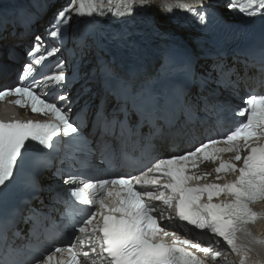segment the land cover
Instances as JSON below:
<instances>
[{"label": "snow or ice", "instance_id": "6c2138e0", "mask_svg": "<svg viewBox=\"0 0 264 264\" xmlns=\"http://www.w3.org/2000/svg\"><path fill=\"white\" fill-rule=\"evenodd\" d=\"M77 3L74 13L77 16H92L105 11L103 3L98 7L95 0H69L50 25L48 34L52 38L62 35L64 27L71 21L73 6ZM111 3L112 0H109ZM117 3V8H108L106 11L124 16L138 8L151 7L149 0H117ZM195 4L200 7L185 3L184 0H174V4L165 3V11L183 9L203 23L206 20L203 0H195ZM227 7L229 10L238 9L249 17L264 15V0H229ZM35 40L37 43L29 56L39 52L41 37L36 36ZM58 51V48H52L47 55L53 56ZM44 59L41 55L32 63H26L19 79L25 81L36 71L33 64L39 65ZM214 68L218 73V83L225 82V78L232 83L231 69L223 65H215ZM183 71L194 82L199 81L203 85L212 79L210 74H196L190 63L184 66ZM260 73L264 77V62L260 65ZM47 79L61 83L67 77L64 71H59ZM41 83L43 81L33 79L27 86L17 84L0 90V100L15 96V105L29 107L32 113H50L54 117L50 120L0 119V188L7 187L14 179L20 161L33 143L40 146L43 153L44 150H58L57 141L60 140L72 149L73 157L77 152L88 156L99 150L102 157L111 155L113 159H126L129 156L127 142L123 139L125 134L128 139L136 137L133 151L136 147L143 150L151 146V139L157 130L153 128L147 134L138 131L144 121H150L153 117L151 113L139 109L137 97L141 93L137 92L134 84L122 82L121 102L111 111L103 106H98L94 111L81 109L79 116L70 119V104L59 107L57 103H49L48 98H41L37 94L35 89ZM52 99L64 105L70 97L65 93ZM147 102L156 104L158 98L152 96ZM241 102L243 106L234 113L239 119L231 130L217 133L219 138L216 139L209 136L182 154L156 159L151 167L146 171L141 170L139 175L124 171L108 173L111 177L108 179L81 178L80 174L58 170L66 177L63 183L69 186V198L64 200L57 193L53 200L64 204V227L72 228L81 235L69 240L64 247L55 246L49 250L37 244L29 246L25 253H20L8 243L6 233H0V246H7L11 253V258L0 260V264H82V261L83 264H206L190 249L211 254L217 259L222 257L221 245L227 246L232 252L250 251L248 244L237 242L241 239L238 233L249 244H264V238L255 236L248 228L261 216L252 204L264 201V90H249ZM214 107L207 105L206 110L211 111ZM196 109V105L185 99V122L194 117ZM133 115L137 116L135 123L132 122ZM88 124L95 131H87ZM117 129L120 130V139H117ZM176 131L179 132V129ZM224 153L232 155L225 160ZM206 162H218V166L213 169L215 181L199 183L212 175V172L198 174L196 171L201 163ZM49 164L46 155L34 162L38 170L47 168ZM222 172L238 174L232 181L219 183L217 181L223 179L220 176ZM34 187L39 189L38 184H34ZM222 195L228 198L214 202V198L218 199ZM156 202L161 203L167 212L158 209ZM97 205L98 209L92 211ZM28 219L33 222L30 230L32 235L39 239L47 231L44 224L51 220V212L31 209ZM161 221L164 222L163 226ZM177 221L186 222L201 233L211 234L195 236L196 240H207V246L166 230L168 227L182 228L183 225ZM184 230L188 235H193L188 229ZM168 237H171L170 241L166 239ZM21 256L25 258H19ZM245 259L241 257L240 264H244Z\"/></svg>", "mask_w": 264, "mask_h": 264}, {"label": "bare ground", "instance_id": "6f19581e", "mask_svg": "<svg viewBox=\"0 0 264 264\" xmlns=\"http://www.w3.org/2000/svg\"><path fill=\"white\" fill-rule=\"evenodd\" d=\"M162 1V0H161ZM158 1V0H150L151 7L146 8L145 11H141L140 8L136 9L132 14H127V18L132 23L140 24H152L164 26L165 29L161 32H166V30L175 29L174 24L180 20L179 11L181 9L174 8L172 12L165 11V3L167 1ZM69 3V0H34L27 3L24 6L10 12L7 16H5L0 21V81H11L15 77V72L17 67H20L22 62L24 61L23 55L27 47H31L37 41L35 40L36 36H40L41 40H45L49 35V31H46L47 27L54 22L57 10H62ZM167 3H173L172 1H168ZM174 4V3H173ZM203 6H209V1H205ZM227 11H226V9ZM74 9H72L71 21L74 19ZM222 10L226 15H232V12L228 11V7L225 6ZM220 12H218L219 14ZM222 13V12H221ZM93 16V15H92ZM92 16L85 15L84 21H81L76 27L73 28V24L70 23L66 25L63 29V33L60 37L55 38V42H52L50 46L57 48L63 47V51L59 55L61 61H64V70L66 72L73 70V63L78 60V56L81 55L82 52H86L87 49H90L94 54L100 51V47L97 44L94 38L89 36V32L92 29H96L97 26L93 23ZM120 17V16H115ZM122 21V20H120ZM141 21V22H140ZM77 22V21H76ZM76 22H74L76 24ZM111 24H115L116 21H112L109 19ZM119 22V20L117 21ZM125 24V23H124ZM130 24V23H129ZM162 24V25H161ZM181 25V23L179 22ZM155 26V27H156ZM172 27L173 29L169 28ZM179 25H177V29ZM163 27V28H164ZM152 28V27H151ZM50 30V28H49ZM70 30V31H69ZM93 31V30H92ZM153 31V30H152ZM175 30H173L174 32ZM179 33L183 34V29H178ZM94 32V31H93ZM168 33V32H167ZM127 34V33H125ZM180 35V34H179ZM163 36V35H162ZM177 36V35H176ZM178 37V36H177ZM179 38V37H178ZM11 51V58H9V53ZM102 54V53H101ZM100 54V55H101ZM160 55L159 50L153 56L156 58ZM145 52L143 51L140 54V57H144ZM162 56V55H160ZM147 58V57H146ZM152 58V62H154ZM164 65L161 67V72L155 78H153L154 82L157 83L160 77L163 75V72H167L169 70L174 69L172 54L167 51L164 57ZM196 74L200 76H208L211 75L212 79L209 80L207 86L209 88H218L220 92L226 96L230 95V88H226L222 84L216 86V79L218 78V73L215 71V65H223L226 69L232 70L231 81H234L232 87L235 85L238 86L237 90L241 86V83L245 80L248 82L244 71L251 72L252 67L249 65L248 60L241 54L228 53L226 56H217L216 58H210L203 54L198 56L195 60ZM60 61H57L55 65H59ZM156 66L160 64V61L155 62ZM106 71L111 72L115 70V66L109 61L105 63ZM117 69V68H116ZM146 69V73L149 71V66L144 67ZM117 72V71H116ZM141 70L130 72L129 74H122L120 78L128 75V77H136L139 78ZM108 74V73H107ZM118 73H116L117 75ZM10 78H8V76ZM111 76V75H110ZM114 76V75H113ZM99 78V77H98ZM87 82V81H86ZM227 79L225 78V83H227ZM1 84V82H0ZM67 85H71L72 88L68 90L67 94L70 95V100L65 105L67 106L70 103H74V108L78 105L86 106V110L92 111L95 110L99 104L102 103L103 107L107 109L114 105L115 100L112 95L109 93L106 88V84H102L101 81L91 82L89 87L95 89L99 93V101L96 106H93L95 103L92 102H82V99L76 96V92L78 88V80L73 77H70L67 81ZM66 85V86H67ZM103 88V90L100 88ZM231 87V88H232ZM85 89V88H84ZM199 86H192L186 92V99L189 103H192L197 106V103L200 102L203 92H201ZM62 94H65L62 93ZM87 95V94H86ZM80 96V95H79ZM95 98V97H94ZM158 151L157 153H165L168 152V143H163L162 141L157 142ZM64 149V147H62ZM68 155L61 153L59 154L57 160L64 161L67 159ZM64 163V162H63ZM206 170L210 169V166L205 168ZM55 169H44L39 170L36 175V183L39 185V189L35 192H32L30 198L31 203L26 204L24 207L22 221L19 224L18 229L22 231L24 234H28V226L27 223L31 222L28 219L30 215L31 209H38L42 211H46L47 213L51 212V215L56 216L58 212L56 209H61V206L58 202L53 200V197L57 193H61L63 191L62 181L65 176L59 180L55 178ZM53 208L55 210H53ZM59 217H57V220ZM264 216L260 218L259 227L257 233H261V230L264 231ZM257 225H255V228ZM264 237V234H263ZM21 235H15L12 237L13 243L20 241ZM244 244H248V247L251 249L250 251L244 252L241 251L237 259L240 261L241 257H246L244 264H264V244H249L248 241H244ZM258 257V258H257ZM252 259V262H249L247 259ZM235 259H225L221 258L219 261H216L217 264H240Z\"/></svg>", "mask_w": 264, "mask_h": 264}, {"label": "rangeland", "instance_id": "374dc122", "mask_svg": "<svg viewBox=\"0 0 264 264\" xmlns=\"http://www.w3.org/2000/svg\"><path fill=\"white\" fill-rule=\"evenodd\" d=\"M31 1H34V0H0V21L5 16H7L10 12L20 8L21 6L26 5L27 3L31 2ZM158 1H161V0H158ZM163 1L164 2L165 1H167V2L172 1L174 3V0H162L161 2H163ZM77 6H78V4L74 5L73 8H75ZM59 11H60V9L57 10V12H56V14H54V16L57 15V13ZM223 11H222V13L225 15V13ZM226 11H227V9H226ZM74 13H75V9H74ZM228 16H230V15H228ZM84 17H85V15L74 16V19L71 21V23L73 24V28L76 27L81 21H84ZM91 20L94 23L93 18ZM74 22H76V24ZM177 25H179L178 29H181V30L183 29V31H182L183 34L179 33V31L176 32V29H173L170 26H169V28L175 30L174 32H173V30H166V32H161V30L163 31L165 29V27L160 26V25L156 26L155 23L153 22L152 24H149V25L142 23V26L140 25L139 29L135 30L134 32H132L128 35H125V33L129 32L127 30L122 32V33H116L115 35H112V34H109L108 32H105L107 35L112 36V39L102 38L101 40L97 36L98 28L92 29L94 32L91 30L89 32V36L91 35L90 37L94 38L96 43L97 42L100 43L101 41H107L109 44H114V45H112L113 46L112 47L109 44H103L102 45L100 43L99 46L101 49H100L98 54L97 53L94 54L90 49H87L86 52H82L81 55L78 56V60L73 63V65L76 64V66H74V67H77V69L79 70V73H80V78L78 80V88L79 89L77 91V95L78 96L80 95L79 97H81L83 99L86 98L87 101L94 103L95 101H97L99 94L95 89H92L91 87H89V84L91 82L100 81V80H104V79L112 80V79L117 78L116 73H120V71H122V68L119 67L120 62H119L118 58H116L112 53H108V51H110V50L111 51H126V52H132L135 50V52L140 51V54L144 51L145 56L141 60V61H144V59L146 57L150 56L151 53L154 52L155 46L160 42L163 44H169L170 47H172L175 50H181L182 48L187 47L186 38L189 35V33H188L187 29H185V26H183L184 28H181L182 24L181 25L176 24L173 27L177 28ZM97 26H99V25H97ZM139 33H141V34H139ZM185 33L188 35H186ZM120 34H123V35H120ZM182 36H184V37H182ZM131 56H133V54H131ZM122 57L123 56H121V58ZM106 61H109V63H112L115 66V70H113L111 72L106 71V68H105ZM100 88L103 90V88L101 86H100Z\"/></svg>", "mask_w": 264, "mask_h": 264}, {"label": "water", "instance_id": "95a60500", "mask_svg": "<svg viewBox=\"0 0 264 264\" xmlns=\"http://www.w3.org/2000/svg\"><path fill=\"white\" fill-rule=\"evenodd\" d=\"M220 49H221V48H212V49H209L208 51H209V52H211V53H217V52H219V51H220ZM221 50H222V51H226V50H224V49H221ZM10 207H11V206H9V207L7 208V210H6V211H8ZM6 211H5V212H3V214H5V213H6Z\"/></svg>", "mask_w": 264, "mask_h": 264}]
</instances>
